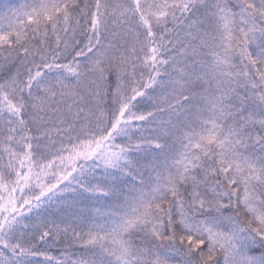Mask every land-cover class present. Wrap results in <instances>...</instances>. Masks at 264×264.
I'll return each instance as SVG.
<instances>
[{
    "label": "snow or ice",
    "instance_id": "obj_1",
    "mask_svg": "<svg viewBox=\"0 0 264 264\" xmlns=\"http://www.w3.org/2000/svg\"><path fill=\"white\" fill-rule=\"evenodd\" d=\"M0 264H264V0H0Z\"/></svg>",
    "mask_w": 264,
    "mask_h": 264
}]
</instances>
